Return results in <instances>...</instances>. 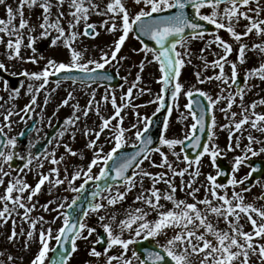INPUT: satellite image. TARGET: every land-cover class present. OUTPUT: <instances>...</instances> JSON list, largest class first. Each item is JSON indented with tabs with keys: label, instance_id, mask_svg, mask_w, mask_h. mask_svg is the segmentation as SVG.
Here are the masks:
<instances>
[{
	"label": "snow or ice",
	"instance_id": "obj_1",
	"mask_svg": "<svg viewBox=\"0 0 264 264\" xmlns=\"http://www.w3.org/2000/svg\"><path fill=\"white\" fill-rule=\"evenodd\" d=\"M253 4H255V8L252 7ZM0 5L5 6L7 13V19L0 18V33L4 34L0 35V44H5L8 59L23 60L22 46L30 48L35 53L37 39L44 37H53L50 41L52 46H58L62 43L69 50L67 62L48 59L41 71L28 72L24 70L20 73L25 78L42 81L38 86L28 84L27 92L31 95V100L20 110L24 113L21 120H24L29 112L34 111L39 93L46 88L49 77L52 75L63 73L62 80H72L84 84L95 83L100 80H112L114 78L112 75L97 70L104 69L113 61L119 64L122 60L127 59L126 56H121L118 60L117 56L134 26H138L139 33L150 37L156 45H159V48H156L141 42L142 47L140 49L132 50L133 53H143L144 58L138 64L139 71L135 79L120 97L122 103L117 104V97L114 92L110 97L106 93L102 99L105 103L110 99L114 114L107 118L101 116V124L98 126V130L89 128L85 124L83 135L95 137L90 139L86 145L93 152V158L86 169L77 166L72 173H69L65 165L66 156L80 155L82 158V153H78L67 143L61 145L59 140L63 139L65 134H70L72 140L76 139L79 129L77 128L76 131H71V129L76 128L77 123L81 120V116L77 113L82 112L86 119L89 113L94 110L96 115L100 116V102L95 100V92L92 93V98L84 109H81L79 104L73 105V115L64 121L65 127L58 133V138H54L57 139L55 148L50 152L46 150L44 153L35 155L29 150L26 156L18 157L25 161L23 166L18 169H14L12 164L17 156L18 141L16 137H9L5 128H11V117L20 113H14L9 109L4 117V122L0 123V187L5 188L4 193L0 195V204H2L0 226L7 225L10 220L12 228L7 240L9 243H16L23 239L24 250L29 249L31 244L38 239L40 247L30 264H45L46 260L49 259L50 241L53 239L65 247L57 259L51 261V264H68L70 259L68 254L78 251V241L87 242L93 237V234H96V239L90 243L88 255L97 259L101 256L106 257L104 264H134V260L136 264H148L149 261L151 264H167L166 257L170 258L174 264H197V260L198 264H251L252 256H257L259 264H264V243L259 242L264 240V206L257 207L255 203H247L244 195V193L251 191V187L245 181H250L252 173L256 172L257 169L252 168L242 179H238L236 175L241 165L247 160L249 153L252 156L259 154L253 148V144H264V140H260L249 132L246 137L249 143L245 146L243 154L235 157L230 173H225L220 169L217 158L221 155V150L218 145L214 144L217 126L215 112L217 105L222 101L227 102L225 107L219 108V111L229 121L227 124L221 125L222 129L229 131V150H234L233 138H235V147L240 146V137L246 130L245 125H250L254 131L264 133V113L256 112L258 105H264V98L254 100L251 104H245L244 101L247 92L257 87L254 84L249 85L248 80L258 78L264 82V63L245 74L243 85L239 81L237 70L238 63L246 62V50H259L264 53V42L254 44L252 49H249L248 44L242 42L245 37L253 33L257 37H264V19L260 18L261 13L264 12V6L261 5L260 0H131V7L127 0H109L106 8H101L96 0H55V3L53 0H19L15 10L6 3V0H0ZM65 6H67V11H65ZM189 6L194 10L195 19L190 18L186 11ZM26 7L30 10L35 8L41 10L36 24L33 25L28 19H25ZM53 8L57 10L55 17L52 13ZM204 8L211 9L210 13H203L202 9ZM136 9L139 10L136 11ZM172 9L177 11L168 15H161V13ZM93 14L106 18L98 26L96 23L89 22ZM17 17H19L18 25L16 23ZM241 20L247 21V23L244 25L243 31H237L236 26L240 24ZM201 21H207L216 29L215 32L211 33L213 39L207 41L206 47L201 49L200 59L203 61L204 71H207L208 68H218L219 72L201 78V72L196 71L195 76L198 84L219 82L220 91L215 97L209 91L195 86L185 90V85L180 82L182 69L186 64L192 62L190 42L203 40L208 34ZM82 23L84 27L81 32L79 26ZM98 27L104 28L111 34L117 32L121 34L113 41L110 51L101 50L102 54L99 60L94 58L85 60L84 52L77 50L73 45L80 36L89 38L98 36ZM25 29L29 32L27 45L24 43ZM37 29L40 30L39 37L33 35ZM186 30H188L187 34ZM220 30L227 31L233 39V43L238 45L236 61H229V56L234 51L233 43L224 40L219 35ZM5 35L8 37L6 41ZM137 39L140 37L137 36ZM212 44H216L223 54H217V59L209 62L203 53L210 50ZM149 53L152 54L151 60L148 59ZM40 59H43V56ZM28 60L32 63L39 62L35 55L28 57ZM153 62L159 65L161 72L159 81L162 82V93L156 94L155 100H150L148 103L158 102L157 111L164 108L165 96L168 94L171 85V99L175 106L179 107L178 101L183 91L188 98L185 107L189 110V115L194 122L182 139L161 136L159 146L153 147L152 136L146 135L152 121L147 116L143 117V127L140 128L141 117L137 111L135 113L137 123L132 125L133 129H137L135 131V137L138 141L137 150L133 153H122L117 157L118 150L127 143L126 133L131 131V129L123 127L124 117L121 112L128 107H139L133 104V89H136L141 95L145 92H151V89L141 88L139 84L142 81L141 73L145 64ZM226 64H230V76L225 72ZM0 69L7 70L3 62H0ZM74 72L80 74L73 75ZM124 79L127 80V77ZM60 83L61 80L56 81L57 87ZM233 86H235V91L231 90ZM23 87L24 85L21 84L20 87L11 88L9 100L18 98ZM120 87L123 88V85ZM4 90L9 91L7 80H4ZM194 95H198L200 98L193 100ZM2 99L3 97H0V100ZM72 99H74L73 93L69 92L61 106L68 105ZM44 103L47 105V98ZM234 105L240 108L239 113L232 110ZM171 111L172 109L169 108V115ZM238 115L241 117L239 120L236 119ZM184 119H187V116ZM113 120L117 121L115 125L112 124ZM168 126V122L165 121V131ZM206 126L211 131L207 136L208 143L202 145L201 135H197V132L203 134ZM106 129L111 131L106 142H112L114 145L107 153L104 152L103 146L98 144L101 134ZM19 135L23 136L24 133L21 132ZM185 141H190V143L185 145ZM61 146L65 150V155L57 157L56 149ZM165 146L170 152L166 153L162 150ZM177 146H181L179 152L175 151ZM185 147L200 149V151L194 158H190L184 150ZM259 152L264 153V147H261ZM154 153H158L161 157L159 164L151 159ZM169 155L174 156L176 161L184 163L186 166L178 169L169 160ZM205 155L210 157L211 164L217 171L215 175L209 173L206 176L207 183L200 185L206 189L205 195L203 198H199L200 187H194V185L201 175L200 166ZM181 156L183 157L182 160ZM114 157H116L115 178L120 181V185L115 188V192H113L112 185H97V190L92 193V196L94 198L99 196L100 202L90 203L87 211H70L74 205H77L79 196L73 198L71 203H66L68 200L66 196L62 197L59 202L49 199L44 204H39L38 200H34L41 194L46 183L49 186V196L52 195L53 189L66 183L65 191L79 193L89 180L105 178L109 175L107 162L113 160ZM45 161L52 165L47 173L39 171L43 169ZM145 161L149 162L150 167L167 168L168 171L152 173L142 167ZM97 166H100L101 170L99 177H94L93 168ZM133 166L137 171L128 174V169L133 168ZM61 167H63V177H61ZM193 167L194 170L190 171ZM34 169L38 176L34 186L23 179L21 175H12L13 171L26 175L27 172H32ZM186 174L191 177L187 182L183 179ZM225 175H230V178L226 182H218V178ZM177 176L181 178L179 190L185 192V197H191V202L187 198H177V185L175 184ZM81 178L84 179V184H81L79 188L75 187L74 182ZM144 178L151 181L149 188H144ZM161 183L167 185V189L163 192L157 187ZM138 186L141 191L135 195L133 204L139 203L141 206H129L121 219H118L120 215L118 211H108L109 208L115 209L116 205L124 202L128 194ZM230 186L232 188L231 195L228 191ZM121 187L123 191H121ZM237 187H240L241 190L236 191ZM105 191L108 193L107 196L103 195ZM258 199H264V197ZM162 200L170 202L172 207L166 208L165 204L161 202ZM38 204L43 212H54L57 215L52 220H46L44 215L33 217L32 214L37 210ZM53 204L55 207H52ZM101 210L105 212V215H100ZM153 212L156 213V218L149 220L148 217ZM90 213L97 215L98 224L106 236L101 235L97 231V227L90 226L86 222ZM242 219H246L250 223L251 231L244 230V226L241 224ZM57 220H61V226L56 229L54 235L51 225L55 224ZM221 223L225 227H220ZM18 224L19 232L17 231ZM25 224L28 226L27 229L24 228ZM38 225H41L39 229L37 228ZM45 225L47 227H44ZM169 232H171L170 236ZM126 233H128L127 237ZM159 237L164 238L163 244H160L159 239L156 240L164 254L161 251L146 249L145 259H142L141 255L134 250L132 251V258L127 256L130 245H134L137 239L148 240ZM69 244L70 248L67 247ZM97 245H104V247L102 250H98ZM117 247L120 252L115 255L110 254ZM0 257H5L3 251H0ZM16 260L17 257L8 254L6 262L0 260V264H15ZM85 264H91V261H86Z\"/></svg>",
	"mask_w": 264,
	"mask_h": 264
},
{
	"label": "rangeland",
	"instance_id": "obj_2",
	"mask_svg": "<svg viewBox=\"0 0 264 264\" xmlns=\"http://www.w3.org/2000/svg\"><path fill=\"white\" fill-rule=\"evenodd\" d=\"M97 3L100 4L101 8H106L107 3L109 0H96ZM7 4H10L13 9L15 10L18 6L19 0H6ZM53 3H55V0H53ZM127 3L131 7V0H127ZM260 3L262 6H264V0H260ZM253 8H255V4L252 5ZM223 8V6H222ZM4 9V11H2ZM139 9H136L138 11ZM65 11H67V6H65ZM211 9L204 8L202 9V12L205 14L210 13ZM41 10L39 8L35 9H28L25 8V19H28L31 24H36L38 17L40 16ZM53 17H55L57 10L56 8L52 9ZM0 18L7 19V13L5 11V6L0 5ZM106 17L101 15H91L89 22L90 23H96L98 26L101 24V22ZM261 19H264V12L261 13ZM17 25L19 23V17H17L16 21ZM119 23V20H118ZM247 23V21L241 20L240 24L236 26L237 31H243L244 25ZM66 27V25H65ZM83 23L79 26V30L83 31ZM97 31L99 32V35L96 36L94 39H90L87 36H80L77 41L74 43V47L77 48V50L84 52V59H97L99 60L101 58V50L103 51H110V46L113 44V41L118 38V36L121 34L120 32H117L115 34L108 33L104 28L98 27ZM40 30L37 29L33 35H36L39 37ZM0 35H4L0 33ZM219 35L226 41L233 43V39L230 37V34L227 33L225 30H220ZM24 36H25V45L28 43V36L29 32L27 29L24 30ZM53 37H44L42 39L38 38L37 43L35 45L36 52L33 53L30 48L26 46H22L21 55L24 57L23 60L17 59V60H10L8 59L7 50L5 45H0V62H3L6 65L7 70L3 69V72L12 74L16 73L20 74L24 70H27L28 72H33V64L28 60V57L35 55L38 60L41 62L47 63L48 59H55L57 62H67L69 59V50L63 46L62 43L58 44V46H52L50 41ZM213 36L211 34H206L205 38L203 40H192L190 42V51H191V63L186 64L185 67L181 71V77L180 82L185 85V90H188L192 88L193 86L201 89H206V91H209L214 97L219 94L220 91V85L219 82L213 81L212 84L214 90L207 89V87L210 85L209 83L206 84H198L197 78L195 76L196 71L201 72V78L204 76H211L214 74H217L219 72V69H212L208 68L207 71H204L203 61L200 59L201 49L206 47L207 41L212 40ZM243 43L248 44L249 49H252V46L254 44H259L261 42H264V37H257L254 33L251 34L248 37H245L242 41ZM237 45L236 43H233V46ZM238 46V45H237ZM142 46L137 40L133 37L132 33L129 34L128 39L125 42V45L122 47L121 52L118 54L117 59L121 56H126L127 59L122 60L117 67L118 74L123 78L124 84L123 88H115L110 89L108 91V87L103 89L104 87L100 86L99 89L96 85L91 84H85L81 85L78 83H69L65 84L64 82H61L59 87H57L56 82L54 83H48L46 88L42 90L39 93V96L37 98V104L34 106V111L30 112L31 117L35 115L40 116V121L36 125V129L33 133H31L30 137V144L28 146V149H30L34 141L36 140H42L45 135L46 128H49L53 125L56 118L64 117L65 120L73 115V105L79 104L81 109H84L89 100L92 98V93L95 92V100L100 102V116L96 115L95 111L89 113V116L85 119L82 115V112L77 113V115L81 116V120L77 123L76 128L71 129V131H76L78 128L79 131H77L76 139L72 140L70 134H65L63 139H60L59 142L61 145L67 143L69 144L75 151L78 153H82V158L80 155H77L75 157L72 156H66L65 165L68 168L69 173H72V169H74L71 166V163H79L82 160H91L93 158V152L91 149L87 148L86 145L89 143L90 139H94V136H85L83 135V131L85 128V124L89 128H96L98 130V126L101 124V116L102 117H110L114 114V108L111 104V101L105 103L103 101V96L107 93L109 94V97L114 92L117 97V104H121L122 101L120 100L121 95L127 91L129 86L131 85L132 81L135 79L139 68L138 64L141 60H143L144 55L143 53H133V49H140ZM86 50V51H85ZM182 50V49H181ZM217 54L222 55V50L216 45L212 44L211 49L207 52L203 53V56L205 59L209 62L217 59ZM43 56V59H40V57ZM238 57V53L236 55H230L229 61H236ZM148 59H152V54H148ZM261 63H264V53H261L259 50H246V62L243 64L238 63V73L239 75H243L245 78V74L256 67H259ZM116 64V61H113L111 64L106 65L105 68H112ZM33 70V71H32ZM225 72L227 75H231V68L230 64H226L225 66ZM142 75V81L139 84V87L141 88H148L151 89V92H145L144 94H139L136 89H133V104L137 105L139 107H128L124 109V111L121 112V115L124 117L123 121V127L126 129H131V131H128L126 133V141L127 143L125 145H132L137 142V139L135 137V131L137 129H133L132 125L137 123V117L135 113L138 111L140 113L141 120L139 122V127H143V117L147 116L150 117L151 114H153L158 109V102L157 103H148L150 100H155L156 94L160 93V88H162V82L160 84L159 77L161 76V72L159 70V65L156 62H153L151 64H145L144 70L141 73ZM0 77H3V79H0V97H3L2 100H0V123L4 122V117L7 115V112L9 109H11L14 113H20L19 115H13L11 117V128H5V132L8 133L9 137H16V135L19 133L23 125L28 122V120H21V116L23 115V112H20L21 109L24 108V106L28 103H30L31 95L27 92V86L28 84H34L39 85L42 81L39 80H31L28 78H25L22 75V78L19 80L18 86L20 87L21 84L24 85L23 88H21L20 95L15 100H9V94L11 87L9 86V91L4 90V80H8L7 77L3 75H0ZM127 77V80L124 78ZM245 82V81H244ZM249 85H257V87L252 88L251 91L247 92V94L244 97L245 104H251L254 100H259L261 98H264V82L260 81L258 78H252L247 81ZM226 87V86H225ZM116 90V91H113ZM232 91H235L234 86L231 89ZM72 92L74 99L69 101V104L66 106H61L62 101L67 98L68 93ZM50 93V95H49ZM47 98L48 103L45 105L44 101ZM239 100V98H237ZM226 101H222L219 105H217L216 108V119H217V126L215 129L216 137L214 139V144L219 146V149L221 150V157L225 160H227L232 166L234 164L235 157L242 155L243 150L246 145H248V140L246 139L249 132L255 137H258L260 140H264V133H260L257 131H254L250 128V125H245V131L242 137H240V146L237 148L235 147V138H233V148L234 150L228 149L229 144V131L228 129H222L221 125L227 124L229 121L225 119V116L223 113L219 111V108L226 106ZM179 107L175 106V103L172 101L170 104V108L172 109L171 114L167 118L168 122V129L164 131V137L166 138H180L182 139L186 132L190 130V126L193 123L192 117L189 115V110L186 109L185 105L187 104L186 95H184V92L182 91L179 101H178ZM233 111L240 112V108L237 105L233 106ZM256 112L258 113H264V105H258L256 108ZM187 116V119H184V117ZM241 117L238 115L236 117L237 120H239ZM117 123L116 120L112 121V124L115 125ZM65 127V124L62 126L61 129ZM59 130V132L61 131ZM58 132V133H59ZM58 133L54 138H58ZM111 135V131L109 129H106L103 134H101L100 139L98 141V144L103 146L104 152L107 153L109 151V147H113L112 142H106V138ZM237 136H239V133H237ZM52 139L49 146L46 148L48 152L52 151L53 148H55V145L57 143V139ZM124 145V146H125ZM261 147H264V144H253V148L259 153L258 155H264V153H260L259 149ZM180 146H177L175 151H180ZM45 150V151H46ZM111 150V149H110ZM164 152L168 153L170 150L167 148V146L163 147L162 149ZM44 151V152H45ZM43 152V153H44ZM57 157L60 155H65V150L63 146L56 149ZM23 155V154H21ZM89 155L90 157H88ZM258 155L252 156L251 153L248 154V158L252 157H259ZM181 156V160H182ZM152 160H154L157 164L161 162V157L158 153H154L151 157ZM87 160V161H88ZM169 160L174 163V166L178 167V169L184 168L186 165L184 163H180L176 161V158L172 155H169ZM35 164V161H34ZM52 167V165L45 161L43 169H40L39 171H43L44 173H47L49 168ZM142 167L152 173L161 172V171H168L167 168L161 169V168H154L150 167L149 162L145 161ZM195 167V166H194ZM193 169H190V171H193ZM99 169V167H98ZM98 169L93 168V176L96 177ZM215 169L211 164V159L208 155H205L202 158L201 166H200V172L201 175L197 178L196 184L194 187H200V185H204L207 183L206 176L211 173L215 175ZM137 171V169L135 170ZM249 172V168L246 165V161L241 165L240 169L236 173L238 179H242L245 177ZM13 176L21 175L23 179H25L29 184L35 185V182L38 180V176L36 175V170L34 169L32 172H27L26 175H23L19 173L18 171H13ZM63 167H61V177H63ZM185 182H187L189 179H191L190 176L187 174L183 178ZM81 180V179H80ZM7 182V181H6ZM81 183V181H80ZM79 180L74 182V186L78 187L80 185ZM175 184L177 185V192L176 196L177 198L183 199L187 198L189 202H191V197H185V192H182L179 190V186L181 184V178L177 176L175 178ZM144 188H149L151 186V181L148 178H144ZM48 184L46 183L45 186L42 188L41 194L38 195V197L34 198V200H38L39 204H44L49 199H53L56 201H60L62 197H68V200L66 203H71L72 199L75 198L78 194L76 192L72 191H65L67 188V183L64 185L59 186L58 188H55L52 190V195L49 196L48 194ZM117 186H113V192H115V188ZM161 189V191H165L167 189V185L161 183L157 185ZM240 187L236 188V191H240ZM5 191L4 187H0V195H2ZM121 191H123V188L121 187ZM141 191L140 187L138 186L136 189H134L133 192L129 193L127 196V200L129 197H132L134 200L135 195H137ZM206 189L204 187H200V192L198 193L199 198H203L205 195ZM222 191V190H221ZM229 195H231L232 188L231 186L228 189ZM264 191V181L259 180V183H256L252 188L250 192L244 193L245 195V201L247 203H255L257 207L264 206V202L261 199H258L260 197V194ZM103 195L107 196L108 193L105 191ZM97 202H100V198H98ZM106 203V201H104ZM165 204L166 208H171L172 204L170 202L161 201ZM39 204L37 207V210L32 214L33 217L44 215L46 220H52L57 213L54 212H43L42 209L39 208ZM121 207L116 211L120 213L118 216V219L123 218V213L126 210V208H129V206L132 207H139L141 206L139 203L136 204H128L126 202L120 203ZM123 205V206H122ZM126 205V206H124ZM52 207H55V204L52 205ZM0 208H2V204H0ZM109 212L110 208L108 209ZM100 215H105V212L101 210ZM89 216H93V218L98 220V217L94 213H90ZM156 213L153 212L148 217L149 220L155 219ZM241 224L244 226L245 231H251L252 226L246 219L241 220ZM90 226H94L97 228H101L99 224L91 223ZM53 228V234L55 235L56 229H58L61 226V220H57L55 224L51 225ZM27 224L24 225V228L27 229ZM41 225H38L37 228L39 229ZM44 227H47L45 225ZM220 227H225L223 223H221ZM12 228L11 221L7 223V225L0 226V251H3L5 253V257H0V260H5L6 262V256L8 254H11L15 257H17V260L15 264H30L31 260L34 258V256L38 253L39 250V242L38 239L34 241L31 244V247L27 250L23 249L24 240L20 239L16 243H9L7 240V236L10 234ZM20 227L19 224L17 226V231L19 232ZM126 237L128 236V233L125 234ZM171 235V232H169V236ZM96 239V234H95ZM93 239L92 242L95 241ZM156 240L159 239L160 244L164 243V238L159 237L155 238ZM154 239V240H155ZM155 240V241H156ZM56 241V240H55ZM52 240L50 241V243ZM78 242H82L78 241ZM86 242V241H84ZM260 243H264V240H260ZM53 244V243H52ZM89 248V246H87ZM53 245L50 247V254L49 259L46 264H49L50 256L52 254ZM116 249V254L120 252V249L114 248L112 251ZM132 246L129 248V252L127 253V256L129 258H132ZM106 257L101 256L99 259L90 257L87 259V261H91V264H104ZM81 262V261H80ZM86 262V261H85ZM85 262L79 263V264H85ZM134 264H136L134 260ZM198 264V260H197ZM251 264H259V258L257 256L251 257Z\"/></svg>",
	"mask_w": 264,
	"mask_h": 264
},
{
	"label": "water",
	"instance_id": "obj_3",
	"mask_svg": "<svg viewBox=\"0 0 264 264\" xmlns=\"http://www.w3.org/2000/svg\"><path fill=\"white\" fill-rule=\"evenodd\" d=\"M175 11H177V10L176 9L168 10L165 13H161V15H168V14H171L172 12H175ZM186 11L188 12L190 18L195 19L194 10L191 9L190 6H189L188 9H186ZM153 15H157V14H153ZM201 23H203L205 25V27L207 29V32H214V31H216L215 26L209 24L207 21H201ZM137 27L138 26H134V29L133 30H134L136 36H139L140 37V40L143 43H147L150 46L159 48V45H156L155 41L151 40L150 37L144 36L141 33H139V31L137 30ZM187 31L188 30H186V34H187ZM239 81L241 83V78H239ZM111 83H115V84H118L119 85V84H121V81L116 78V81L113 80V81H111ZM171 90H172V86L170 85L169 86V89H168V94L165 96V99H166L165 107L164 108H161V110L158 111L153 116V118L151 119L152 125L149 128L148 133H146V135H151L152 136L153 142H154L153 145H152L153 147H155L159 143V138L161 137V133H162V130H163V125H164V120H165L166 114H167L168 104H169V101L171 99ZM199 98L200 97L198 95H194L193 96V100H196V99H199ZM58 128H59L58 125L53 128V130L48 134V138H47L46 142H44L43 145H40L39 146L38 151H41L45 147V145L49 142L50 138L56 133V131H57ZM209 133H210V128L207 127V126H206L205 131H204L203 134H200L199 132H197V135H201V144L202 145L208 143L207 136L209 135ZM189 143H190V141H185V145H188ZM136 150H137V148H131V149H128V150H122L119 153H117V157H119L122 153H133ZM184 150L189 154L190 158H194L197 155V152L200 151V149H195V148H191V147H185ZM115 162H116V157H114L113 160H111L109 162V164H108V168H109L108 169V172H109L108 177L110 179H108V180L106 179L107 182H104L102 186L108 185V182L111 181V179L112 180H117L115 178V167H114ZM250 163L253 164V168H256L257 171L254 172V173H252V176L250 178V181H248L246 183L249 186L253 183L254 180H256L258 178H261V177H264V161H262V160H252V161H250ZM19 167H21V164L19 165ZM219 167L225 173H230V168H229L228 164H226V163H224L222 161H219ZM132 169L133 168L128 169V174H131V170ZM227 179H229V175H225V176L219 177V180L221 182H226ZM109 183H111V182H109ZM86 194H87V196L90 197V195H88V193H87V190H84L82 192L81 199L78 201L77 205H75V209L72 210V211H74V212L84 211L85 210V207L88 204L91 203V201H92L93 198H90L88 200L86 199V201L83 200V198L86 197ZM262 197H264V194L262 195ZM100 234H101V232H100ZM153 245H154L153 242L148 239V241H143L141 243H137L135 249H136L137 252L140 253L142 259H145L146 258V255H147V253L145 251L146 249H148V250H155V251H161L162 254H164L162 250H159L158 248H156ZM99 246L101 248L104 245H99ZM64 247H65V245L58 244V246H57V248L55 250L54 260L57 259L58 255L63 251V248ZM67 247L70 248V244L67 245ZM166 260H167V264H174V262H172L170 258H167L166 257ZM148 264H151V262L149 261Z\"/></svg>",
	"mask_w": 264,
	"mask_h": 264
}]
</instances>
